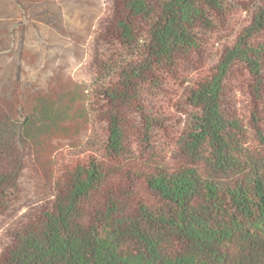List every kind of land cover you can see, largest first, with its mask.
I'll return each instance as SVG.
<instances>
[{
	"label": "trees",
	"instance_id": "trees-1",
	"mask_svg": "<svg viewBox=\"0 0 264 264\" xmlns=\"http://www.w3.org/2000/svg\"><path fill=\"white\" fill-rule=\"evenodd\" d=\"M0 264H264V0H0Z\"/></svg>",
	"mask_w": 264,
	"mask_h": 264
},
{
	"label": "rangeland",
	"instance_id": "rangeland-1",
	"mask_svg": "<svg viewBox=\"0 0 264 264\" xmlns=\"http://www.w3.org/2000/svg\"><path fill=\"white\" fill-rule=\"evenodd\" d=\"M26 195L29 200H36L43 195L44 189L35 176L27 174L24 179Z\"/></svg>",
	"mask_w": 264,
	"mask_h": 264
}]
</instances>
